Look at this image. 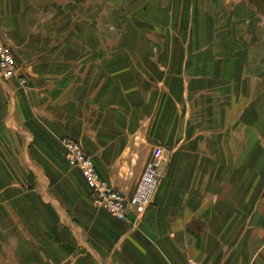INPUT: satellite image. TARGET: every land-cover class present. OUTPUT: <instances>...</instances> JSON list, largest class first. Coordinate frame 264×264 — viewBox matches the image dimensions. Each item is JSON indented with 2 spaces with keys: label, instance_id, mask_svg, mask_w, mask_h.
<instances>
[{
  "label": "crops",
  "instance_id": "crops-1",
  "mask_svg": "<svg viewBox=\"0 0 264 264\" xmlns=\"http://www.w3.org/2000/svg\"><path fill=\"white\" fill-rule=\"evenodd\" d=\"M0 43L26 81L0 77V264L2 237L13 264H264L255 2L0 0ZM63 139L127 196L161 147L152 205L94 209Z\"/></svg>",
  "mask_w": 264,
  "mask_h": 264
},
{
  "label": "built area",
  "instance_id": "built-area-1",
  "mask_svg": "<svg viewBox=\"0 0 264 264\" xmlns=\"http://www.w3.org/2000/svg\"><path fill=\"white\" fill-rule=\"evenodd\" d=\"M18 72L13 52L7 45L0 43V77L5 81L15 79L20 86H24L26 81ZM61 144L65 150L68 167L79 172L90 191L94 209L122 222L126 221L131 214L136 217L142 216L152 205L155 191L162 177V165L166 162L165 153L161 147L153 149L133 192L127 196L100 176L92 158L78 142L63 139ZM188 264L196 263L189 261Z\"/></svg>",
  "mask_w": 264,
  "mask_h": 264
},
{
  "label": "rangeland",
  "instance_id": "rangeland-1",
  "mask_svg": "<svg viewBox=\"0 0 264 264\" xmlns=\"http://www.w3.org/2000/svg\"><path fill=\"white\" fill-rule=\"evenodd\" d=\"M26 84V83H25ZM25 86V85H24ZM67 167H68V165H67ZM69 168V167H68ZM70 169V168H69ZM21 176V175H20ZM61 176V175H60ZM22 177H25L24 175H22ZM57 178H58V175H57ZM54 181H57L56 179L54 180L53 179V182ZM57 189V188H56ZM23 212H24V210H23ZM53 218H52V216H49V220H50V223H53V224H56L57 223V221H55V220H52ZM22 224V223H21ZM24 224V223H23ZM53 225H51V227H52ZM2 239V243H3V245H6L7 244V246L6 247H3V250H5V251H3L2 252V259H1V261H2V264H13L14 262H13V258L11 257L12 255L10 254V249H11V245L9 246V242H8V240L5 238V237H2L1 238ZM50 239H53L52 237H50ZM25 241V240H24ZM19 243H22L21 241H19ZM40 254L39 255H37L36 257H35V259L37 258H39V260H40ZM23 260H24V258H23ZM34 260V259H33ZM41 261V260H40ZM188 264V263H187Z\"/></svg>",
  "mask_w": 264,
  "mask_h": 264
},
{
  "label": "trees",
  "instance_id": "trees-1",
  "mask_svg": "<svg viewBox=\"0 0 264 264\" xmlns=\"http://www.w3.org/2000/svg\"><path fill=\"white\" fill-rule=\"evenodd\" d=\"M255 2L259 9L264 10V0H250Z\"/></svg>",
  "mask_w": 264,
  "mask_h": 264
}]
</instances>
